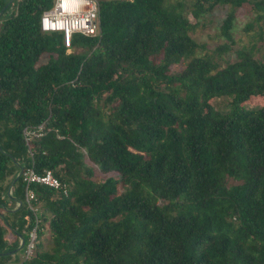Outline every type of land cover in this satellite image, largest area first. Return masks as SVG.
<instances>
[{
    "label": "trees",
    "instance_id": "1",
    "mask_svg": "<svg viewBox=\"0 0 264 264\" xmlns=\"http://www.w3.org/2000/svg\"><path fill=\"white\" fill-rule=\"evenodd\" d=\"M52 1L0 0V264H264V58L218 62L239 8L264 43V0H97L70 53L40 29ZM218 7L207 53L191 33Z\"/></svg>",
    "mask_w": 264,
    "mask_h": 264
},
{
    "label": "built area",
    "instance_id": "2",
    "mask_svg": "<svg viewBox=\"0 0 264 264\" xmlns=\"http://www.w3.org/2000/svg\"><path fill=\"white\" fill-rule=\"evenodd\" d=\"M99 5L97 0H53L50 9L44 11L40 17V29L45 33L57 32L62 35L66 51L70 50L73 35L93 36L98 23ZM44 134L43 125L36 129L23 131L26 144L31 137H41ZM23 181L28 187L31 184L46 186L55 190L64 187L60 181L49 171L43 174L36 173L28 168L22 173ZM26 201L30 205L35 201L32 191L26 188ZM32 210L35 209L30 206ZM35 235H31V242L27 247V254H31Z\"/></svg>",
    "mask_w": 264,
    "mask_h": 264
},
{
    "label": "rangeland",
    "instance_id": "3",
    "mask_svg": "<svg viewBox=\"0 0 264 264\" xmlns=\"http://www.w3.org/2000/svg\"><path fill=\"white\" fill-rule=\"evenodd\" d=\"M182 1L188 3L189 0H172V2ZM228 12L227 7L216 8L212 13L203 16L199 20V25L196 30L191 33V37L198 43L205 45V51L207 53L214 52L218 46H221L225 43V39L221 36L219 27L222 23V20L226 17ZM257 13L252 10L249 6L239 8L235 12V22L234 27L231 31L232 39L234 43L231 45V51L221 55V58L218 59V62L221 66H225V60L233 61L235 59L236 51L252 48L253 45H256L257 50L253 51V54L257 58H264V43H260L258 40L254 39V35L259 31V24L256 22L255 18ZM247 24L252 25V29L245 30ZM264 30V26H263ZM264 37V32H263ZM70 53V50L67 51ZM46 62V56H43L40 60V63ZM264 99L260 97H253L248 103L249 106L262 105Z\"/></svg>",
    "mask_w": 264,
    "mask_h": 264
}]
</instances>
